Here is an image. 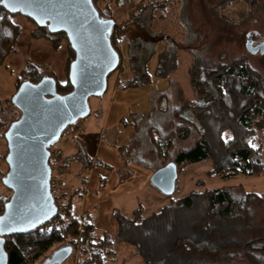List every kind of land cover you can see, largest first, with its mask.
I'll list each match as a JSON object with an SVG mask.
<instances>
[{"label":"trees","instance_id":"16d2710c","mask_svg":"<svg viewBox=\"0 0 264 264\" xmlns=\"http://www.w3.org/2000/svg\"><path fill=\"white\" fill-rule=\"evenodd\" d=\"M127 1L93 0L102 17L116 21L111 41L120 54V64L109 78L117 70L123 69L124 41L130 76L121 86L133 89L151 83L148 65L156 55L155 74L163 78L170 77L178 69L179 58L174 47L165 48L161 52L156 50L161 38H169L164 35L165 30L159 29V32L155 33L153 29L157 22L155 10L159 8L160 2L138 0L128 18L120 22L112 4H125ZM232 1L221 0L215 6L217 12ZM223 14H220L221 18ZM19 15L23 14L12 11L0 0V65H3L10 55L15 54L21 44L19 37L22 26L15 20ZM27 18L35 23L33 19ZM33 36L44 37L57 47L66 42L69 60L64 81H60L53 71L30 64L26 67L29 76L27 80L39 82L44 77L52 76L57 81L59 93L72 91L70 65L76 54L67 34L64 31L53 32L48 26L36 24ZM190 77L196 98L184 101L177 109V116L182 123L176 134L170 132L161 136L159 128L155 126L142 128L143 134L148 135L156 152L158 150L161 154L162 151L165 155L162 167L169 162H175L181 171L192 163L209 160L213 166L210 172L223 180L232 179L239 174L263 173L264 159L259 156L261 147L255 145L261 136L264 137V77L261 72L250 64L246 55L213 67L206 59L196 57L190 67ZM24 81L17 84L16 91ZM11 105L17 108L12 100ZM16 110L18 115L13 112L9 118L3 119L1 115L5 110L3 106L0 108V125L4 137L12 122L21 117V111L18 108ZM135 126L133 136L137 134L139 124L135 122ZM192 127L196 131L193 145L178 150L174 158L169 159L173 136L187 139L191 135ZM74 137L78 150L63 157L67 167L74 163L87 169L99 165L112 169L108 164L94 161L88 155L83 140ZM50 150L52 156L58 152L56 147H51ZM8 151L9 149L7 154ZM7 154L4 155L6 169L0 167L2 184L9 171ZM49 163L53 168L52 159ZM122 170L123 168L119 169L120 173H123L122 180L133 175L128 167H125V172ZM81 179V185L73 192H65L63 189V197L67 199L66 215L57 216L29 232L14 233L1 238L7 264H39L37 261L59 243L72 246L73 257L77 243L80 244L78 264H106L107 259L113 255L116 240L133 246L145 264H233L232 262L241 256L249 259L252 264H264V237H253L257 228L253 211L256 205L264 203V192H238L235 187L228 186L194 188L149 215L143 214L142 205L130 216L117 209L115 215L119 228L117 238L113 240L108 232H105L102 238L96 236V225L91 214H85L80 224L75 199L84 195L85 179ZM8 190L10 195H0V214L4 212L12 195L11 189Z\"/></svg>","mask_w":264,"mask_h":264},{"label":"rangeland","instance_id":"374dc122","mask_svg":"<svg viewBox=\"0 0 264 264\" xmlns=\"http://www.w3.org/2000/svg\"><path fill=\"white\" fill-rule=\"evenodd\" d=\"M137 1L128 0L125 4H112L120 22L128 18ZM156 1L160 2V6L155 10L157 22L153 29L155 33L159 32V29L165 30L164 35L169 36L167 39H160L156 50L161 52L168 47L176 48L178 69L167 78L156 76V55L148 65L151 74V83L148 86L122 88L121 83L130 76L127 47L122 41L123 69L117 70L109 78L105 94L90 97L89 115L70 125L61 139L52 146L53 149L56 147L60 150L63 157H67L70 155L65 153L69 143L75 146V152L78 150L74 137L77 136L83 140L88 155H97L100 160L123 168L122 172H125V167L131 169L133 175L122 180L123 173L113 167L110 169L99 165L87 169L73 164L74 169L69 166L74 174L64 177V191H68L66 183L69 178L85 179L84 195L75 199L76 212L79 216L83 214L82 220L85 214L94 217L95 234L98 238L104 237L105 232H108L110 238L116 240L119 228L115 215L117 209L130 216L142 205L143 214L149 215L194 188L228 186L235 187L238 192H264V172L255 175L239 174L232 179L223 180L210 172L213 168L212 162L204 160L185 166L181 171L177 168L175 192L172 196L165 195L151 183L153 174L162 167L165 155L162 151L161 154L158 150L156 152L148 135L142 132L143 127L157 126L161 129V136H165L182 123L176 117L175 109L184 100L196 98L190 77V67L196 57L206 59L213 67L246 55L250 64L264 77V0H233L218 12L215 6L221 0ZM251 7L255 10H251ZM219 13H224L223 18ZM15 20L22 26L19 37L21 44L17 52L0 65V108L3 106L5 110L1 115L3 119L9 118L13 112L18 115L17 108L11 105V100L16 93L17 84L29 77L26 72L28 64L51 70L57 74L60 81H64L69 60L66 42L57 47L44 37L35 38V23L23 15L17 16ZM135 122L139 124L140 132L133 136ZM78 126L80 128L77 131L75 129ZM192 129L187 139L174 137L169 159L172 160L178 150L193 145L196 131L194 127ZM255 145L261 147L259 156L264 159V137L261 136ZM7 147L0 125V167L3 169H6L4 155L7 154ZM78 172L81 175H77ZM1 194L8 196L11 192L2 184L0 178ZM253 220L257 224L253 237H264L263 202L254 208ZM63 246L64 243H59L51 247L37 262L46 264L54 252ZM113 250V255L107 259L106 264H145L135 248L125 242L116 240ZM76 259V255L70 256L58 264H78L79 258ZM232 263L252 264L242 256Z\"/></svg>","mask_w":264,"mask_h":264},{"label":"water","instance_id":"95a60500","mask_svg":"<svg viewBox=\"0 0 264 264\" xmlns=\"http://www.w3.org/2000/svg\"><path fill=\"white\" fill-rule=\"evenodd\" d=\"M14 12H21L53 32L64 31L75 50L70 65L73 90L61 94L52 76L39 82L24 81L12 97L21 117L5 133L9 171L3 184L12 195L0 214V264H7L1 238L29 232L58 215L50 189L52 145L66 129L89 115V99L108 89L109 75L120 64L111 35L116 21L100 15L93 0H3ZM177 165L169 162L152 176V183L165 195L175 192ZM72 246L54 252L46 264H58L72 254Z\"/></svg>","mask_w":264,"mask_h":264},{"label":"built area","instance_id":"2783aa9c","mask_svg":"<svg viewBox=\"0 0 264 264\" xmlns=\"http://www.w3.org/2000/svg\"><path fill=\"white\" fill-rule=\"evenodd\" d=\"M79 128L80 127L78 126L76 129H79ZM50 159H52V164H53V168H51L52 172H51V180H50V189H51V192L55 198V202L57 205V209H58V215L57 216H60V215L64 216V215H66V212H67V199L65 197H63V189H64L63 184L65 182L64 177L73 175L74 173H73V170L69 166L67 167L64 164L63 155H62L60 150L58 152L54 153L53 156L51 154ZM77 175H81V173L78 172ZM81 215L83 216L82 213H81ZM81 215L79 216V220L82 222V216ZM57 220H58V218L55 219V222H57ZM75 253H76L75 255L77 256V259H78L79 254H80V244L79 243H77V245H76V252ZM77 261H76V263H77Z\"/></svg>","mask_w":264,"mask_h":264},{"label":"crops","instance_id":"0c3cea01","mask_svg":"<svg viewBox=\"0 0 264 264\" xmlns=\"http://www.w3.org/2000/svg\"><path fill=\"white\" fill-rule=\"evenodd\" d=\"M163 95V94H162ZM184 101H186V100H184ZM183 101V102H184ZM183 102L179 105V107H177L176 109H175V115H176V117L179 119V117L177 116V113H176V111H177V109H179L180 107H181V105L183 104ZM181 125V124H180ZM156 128H159V127H157V126H155ZM179 127V126H178ZM177 127V128H178ZM177 128L174 130V131H169L168 133H170V132H174V134H176V131H177ZM159 130L161 131V129L159 128ZM174 137H178L177 135H175V136H173V139H174ZM180 138V137H179ZM181 139V138H180ZM85 146V145H84ZM75 150H76V148H75V146H73L71 143H69V147H67L66 148V152H65V149H64V152L65 153H67V155H71V154H74L75 153ZM90 157H93L92 159L94 160V161H101L102 163H103V165H106V164H108V165H110L111 167H113V168H116V169H118V171H119V167L117 168V167H114L112 164H109V162H107V161H105V160H100L99 159V157H97V155L96 156H91V155H89ZM73 164L74 163H71L70 164V167H73L74 168V166H73ZM101 166V165H100ZM75 169V168H74ZM77 180V181H76ZM128 180H130V179H128ZM82 183V181L80 180V178H69L68 179V182L66 183V188H67V190L69 191V192H73L80 184ZM73 187H75V188H73ZM73 190V191H72Z\"/></svg>","mask_w":264,"mask_h":264}]
</instances>
